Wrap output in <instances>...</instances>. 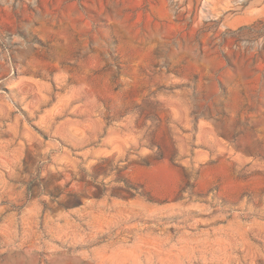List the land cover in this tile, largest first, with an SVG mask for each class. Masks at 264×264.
I'll list each match as a JSON object with an SVG mask.
<instances>
[{
    "label": "rangeland",
    "instance_id": "374dc122",
    "mask_svg": "<svg viewBox=\"0 0 264 264\" xmlns=\"http://www.w3.org/2000/svg\"><path fill=\"white\" fill-rule=\"evenodd\" d=\"M0 264H264V0H0Z\"/></svg>",
    "mask_w": 264,
    "mask_h": 264
}]
</instances>
